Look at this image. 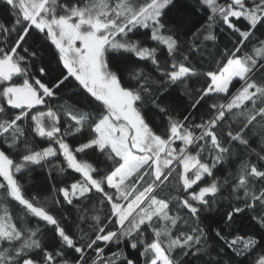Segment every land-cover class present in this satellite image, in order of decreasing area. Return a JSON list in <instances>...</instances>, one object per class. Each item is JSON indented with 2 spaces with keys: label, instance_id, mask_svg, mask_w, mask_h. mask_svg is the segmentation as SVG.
Returning <instances> with one entry per match:
<instances>
[{
  "label": "snow or ice",
  "instance_id": "1",
  "mask_svg": "<svg viewBox=\"0 0 264 264\" xmlns=\"http://www.w3.org/2000/svg\"><path fill=\"white\" fill-rule=\"evenodd\" d=\"M202 3L211 10L212 15L208 16V20L215 23L219 18L220 22L237 34L239 45H246L255 35L256 29L264 27V0H230L225 4H220L217 0H202ZM0 4L15 17L11 29L0 23V135L4 136L9 149H18V138L23 137L25 140V154L21 157V163H15L4 150H0V212L3 213L0 215V245H7L0 247V264H57V258L66 256L69 250H74V259H61L60 264H137L133 259L126 255L120 256L117 252L108 257L104 255L105 249L100 246V242L118 244L124 238L130 240L132 249L143 246L140 255L144 258V264H174L171 253L177 248L183 251L195 247L196 253L201 252L202 249L197 246L202 243L205 233L198 226L193 227L191 233L180 232L173 236V229L178 226L182 217L178 214L169 215L170 203L176 204L177 213L187 209L191 216H198L201 206H209L210 202L206 197H215L218 193L219 185L215 180L204 187H200L199 182H202L205 174L212 176L216 164L232 151L230 147L224 146L216 132L229 114L232 121L240 125L234 132L227 131L229 144L238 143L247 147L249 129H259L262 133L261 143L264 144V40L253 45L251 54L243 47L234 45L232 50L225 51L221 61L216 62L218 66L215 69L210 68L203 73L207 86L196 90L199 99L193 102L194 109L210 95L219 97L224 94L227 97L233 83H239L240 87L227 103L209 105L210 118L194 125L202 130L201 134L194 135L191 130L193 126L186 127L183 121L171 120L165 139L150 127L142 108L146 104L145 97L151 96L152 104L161 112L166 111L160 106V96H153L152 84L158 81H150L141 69L130 72L128 83L125 84L120 75L121 67L112 65L107 57L110 53H131L139 60H150L162 77L173 85L183 78L195 75V69L185 66L183 62L178 64L174 59L171 70H166L158 61L156 48L143 47L141 41L134 40L129 35L141 28H151V40L160 46H166L168 56L174 58L179 48L180 33L185 29L191 30L185 23L191 17L187 13H180L181 18L169 30L172 34L163 33V17L178 7V0H77V3L71 5L61 3L60 0H0ZM195 11L191 9L192 13ZM232 18H242L246 27H238ZM200 32L201 29H197L192 33L193 38ZM34 33L46 42L50 41L55 49L53 57L57 67L62 65L59 75L52 76L47 82H44V77L50 74L47 67L39 68L40 76L37 78L22 66L26 57L18 54V49ZM205 39L214 40L215 36L206 35ZM9 40L13 42L9 44ZM28 51V48H24L25 53ZM242 51L245 54L238 55ZM35 55L34 51L30 53L31 57ZM184 60H188V57L185 56ZM14 78H22V83H16ZM73 80L76 84L72 86L81 88L82 94H86L85 101L93 107H81L76 111L70 107L65 108V117L73 123L64 133H61L58 126L59 116L51 107L47 111L36 110L34 114L26 111L46 104L47 98L53 97L60 88L71 84ZM3 102H6L7 109ZM246 102H250L251 107ZM10 110L19 112L11 113ZM29 115L35 135L49 141V146L40 151L33 150L27 140L25 128L19 123L27 120ZM187 119L185 117V121ZM85 130L91 138L79 144L75 151L96 148L107 153L113 164L111 170L100 179L93 177L94 169L90 164L77 160L63 138L66 135H72L73 138L76 135L82 136ZM9 132L11 143H8ZM208 138L214 151L211 165L200 159L204 145H197V141L207 142ZM52 141L59 145L58 149L51 146ZM176 141L183 145L178 152L173 147ZM189 146L199 148L195 155L188 151ZM58 152L62 154L67 167L83 178L82 181L71 183L70 190L59 189L64 200L72 204L71 197H76L77 194L81 198L91 199L86 194L95 189V193L102 194L103 206L109 209L105 220L112 228L104 226L98 215L92 217L96 224L89 226L92 233L88 236L89 242L79 246L54 215L50 214V210L37 206L26 198L18 179V175L28 165H40L48 158L56 157ZM259 159L264 161V155ZM174 161L182 169L178 173V179L184 195L170 200L157 198L154 189L166 187L165 182L177 172L176 167H170ZM248 176L261 184L259 192L250 186ZM146 177L151 178L150 182H147ZM126 181L129 183L126 184ZM193 186L199 190L196 191ZM237 190H243L244 196H237V199L242 200L245 207H234L228 213L229 226L234 222L235 214L242 213L245 209L254 213L257 207L264 210V171L255 165L249 171V165L244 163L239 179L233 186V193ZM9 198L18 202L24 213L19 217L20 226L13 223L12 216L8 214ZM31 199L34 201L36 197ZM214 202L213 199L212 203ZM255 202H259L258 205ZM29 217L38 218V224L45 222V227L52 226L66 248L54 254L43 249L38 238L41 230L28 225ZM252 219H258L261 228H264V211L259 216L253 215ZM154 220L162 222L161 226L154 227ZM216 235L224 239L238 257L251 255L259 248L258 258L250 261V264H264V246H261L259 239L236 235L229 240L220 231ZM150 236L153 238L149 242ZM89 250L95 252L91 259L86 255ZM37 251H43L40 260L34 259L32 255ZM215 264H219V261Z\"/></svg>",
  "mask_w": 264,
  "mask_h": 264
},
{
  "label": "trees",
  "instance_id": "2",
  "mask_svg": "<svg viewBox=\"0 0 264 264\" xmlns=\"http://www.w3.org/2000/svg\"><path fill=\"white\" fill-rule=\"evenodd\" d=\"M61 3H67L69 5L77 3V0H60ZM83 2V0H80ZM220 4L230 2V0H217ZM191 9H195V13L191 12ZM180 13H187L191 18L186 19L185 23L190 26V31L185 29L179 35V48L176 50L175 56L169 57L166 46H160L157 42L151 40V28L139 29L134 34H129L132 39L141 41V46L148 48H156L157 58L159 63L164 66L166 70H171L170 66L173 59L179 64L183 62L185 66L191 67L196 70L195 75H190L183 78L181 82L171 84L162 77L161 73L158 72L150 60H139L134 54H119L110 53L108 59L114 66H120L122 71L120 73L122 80L125 84L128 83L130 72H137L143 70L144 73L150 78V81H158L156 84H152L153 96H160V106L165 108V112H161L152 104L151 96H146V104L142 106L143 112L146 116V120L149 123L153 131L161 135L162 138H167L168 129L170 127V121H183L185 126H193L191 130L194 135L199 136L201 129L194 127L196 124H201L203 121L209 119V105L212 103H227L228 99L231 98L232 94L236 93V90L240 87L239 83H233L231 85L230 93L227 97L224 94H220L217 97L215 94L210 95L204 99L199 106L195 109L192 107L193 102L199 99L196 95V90H202L207 85L205 84L204 72L210 68L215 69L217 61H221L223 54L226 50H232L233 46L243 47L249 54L252 53L253 45H258L259 41L264 40V27H258L255 31V35L251 41L246 45H239L237 43V34L229 29L227 25L220 22L219 18L215 23L208 20V16L212 15L211 10L208 9L202 0H178V7L169 11L164 17L165 29L164 34H172L169 30L173 29L177 21L181 18ZM232 21L240 28L246 27V22L240 18H232ZM15 22V17L12 13L2 4H0V23L6 25L9 29L12 28ZM211 24V26H209ZM197 29H201L200 34L193 38L192 33L196 32ZM206 35L215 36L214 40H206ZM35 36V39H34ZM175 38V37H174ZM14 39V38H13ZM13 40H9L11 44ZM24 48H28V52H24ZM35 52L34 57L30 56L31 52ZM55 52L54 46L50 45V41L46 42L42 37L29 36L27 43L18 49V54L26 57V60L22 62V66L28 68L31 75L39 78V68L45 66L50 70V74L44 77V82L51 79L52 76L59 75L60 68L57 67L56 59L53 57ZM244 51L238 53L243 56ZM187 56L188 60H184ZM259 59V58H257ZM222 66V65H220ZM123 69H129L124 71ZM66 71V70H65ZM16 83H22V78H14ZM34 83V81H31ZM11 83V82H8ZM76 84L73 80L71 84L60 88L53 97L46 99V104L38 105L35 109L26 110L30 114H34L36 110L47 111L48 107H51L57 112L59 116V127L61 133H64L69 125L73 122L68 121L64 115L65 108H71L73 111L79 110L81 107L85 109H91L93 106L88 105L84 99L86 94H82L83 90L79 87H73ZM251 107L250 102H246ZM3 106L7 109L6 102H3ZM238 111V110H233ZM11 113H18L19 110H10ZM185 117L188 119L185 121ZM46 119V118H45ZM25 128L27 134V140L30 142V146L33 150L40 151L45 147L49 146L47 138H41L32 131L31 115L28 119L19 122ZM239 123L232 121V117L229 114L228 118L221 124L216 132L221 139V142L226 147L232 149L231 153L226 156L219 164L213 168V175L205 176L202 178V182H199L200 187L209 186L214 180L219 185V191L215 197L209 195L206 199L209 200V206H201V210L198 216H191L187 209H183L177 213L176 204L170 203L169 215H180L181 221L178 222V226L173 229V236L179 235L180 232L191 233L193 227H199L204 230L205 236L202 243L197 247L202 249L201 252L196 253L195 247L192 249H185L181 251L179 248L171 253V258L174 264H215L219 261V264H250V261L257 259L260 249L257 248L251 255L244 254L237 256L232 249L228 247L224 239H221L216 235L217 231L221 232L223 237L232 239L236 235H240L244 238L252 236L260 240L261 246H264V228H261L259 220H253V215L259 216L261 211H264L257 207V211L254 213L250 210L245 209L244 212L235 214L234 222L229 226L228 213L233 210L234 207L244 208L242 200H238L237 196L243 197V190H237L233 193V186L239 179V173L241 166L244 163L249 165H255L259 170L264 171V161L260 160L259 157L264 155V144L261 143L262 133L259 129L248 130L249 145L247 147L239 145L238 143L229 144L227 139V131L232 130L233 132L239 127ZM255 133V134H254ZM8 143H11V132L8 134ZM59 135V134H58ZM65 142L70 145L74 155L80 162L90 164L94 171L92 173L94 178L100 179L104 177L109 170L113 167L112 161L108 159L107 153H102L96 148L86 149L83 152H76V147L86 142L91 137L87 130L84 131L83 135H76L73 138L72 135L63 136ZM4 136L0 135V150H4L15 163H21V157L23 149L25 147V140L23 137L18 138V149H9L4 142ZM203 144L204 149L201 152L200 159L202 162L212 164V155L214 151L211 149L210 138L206 141H197V145ZM51 146L58 149L59 145L55 141L51 142ZM177 152L180 147H183L180 141H176L173 144ZM199 150L196 146H189L188 151L195 155ZM252 150H255L254 152ZM174 161L170 167H176L177 172L169 177V181H166V187H162L161 190H155L157 198H164L170 200L177 196L183 197L182 184L178 179L179 171H182L179 164ZM63 169V171H61ZM167 170H165L166 172ZM191 175V173H189ZM19 182L22 185V193L26 198L30 199L37 206H42L50 210V214L59 221L62 227L65 228L66 232L76 241L79 246L81 243H87L88 236L91 235L90 225L96 224V221L92 219L94 216H99L100 220L104 222V226L112 228L111 225L105 220V215L108 213V208L104 207L101 203L102 194L95 193V189H92L86 196H91V199L81 198L77 194L73 199L72 204H68L64 200L63 195L59 192L60 188H69L73 182L82 181L80 174L67 167V163L64 160L62 154L57 153L56 157L48 158L47 161L42 162L40 165H28L26 170L22 171V174L18 175ZM250 186L254 187L259 192L261 184L251 176L247 177ZM147 182H150L151 178L146 177ZM2 181V178H0ZM227 181V182H226ZM126 184L129 182L126 181ZM146 186V185H145ZM107 190L106 182L104 184ZM196 191L198 187L193 186ZM114 191V190H109ZM35 196L36 199L33 201L31 198ZM213 199L215 200L212 203ZM251 202V201H249ZM194 204L196 202H193ZM257 205L259 202H255ZM8 214L12 216L13 223L20 226L19 217L24 213L21 212V206L18 202L11 201L9 198ZM110 207V206H109ZM3 213L0 212V215ZM38 218H28V225L31 228L39 227L41 234L39 239L43 244V249L52 252L53 254L61 249L66 248L65 245L59 240V237L55 234L52 226L45 227V222H39ZM162 222L154 220V227H160ZM114 230V229H112ZM151 230H149L150 232ZM83 237V240L81 239ZM139 240L140 237H134ZM149 237V242L151 241ZM100 246L105 249L104 255L110 256L112 253L117 252L120 256H128L137 262V264H144V258L141 257L140 252L143 250L141 245L138 249H132L130 247V240L128 238L121 239L117 243L104 244L100 242ZM166 246V241H165ZM0 247H7L6 244L0 245ZM185 252L187 254L185 255ZM33 258L40 260L43 257V251L34 252ZM74 250H69L67 255L61 258H57V264H60L61 259L73 260ZM89 259L95 256V252L89 250L86 253Z\"/></svg>",
  "mask_w": 264,
  "mask_h": 264
},
{
  "label": "rangeland",
  "instance_id": "3",
  "mask_svg": "<svg viewBox=\"0 0 264 264\" xmlns=\"http://www.w3.org/2000/svg\"><path fill=\"white\" fill-rule=\"evenodd\" d=\"M77 45H78V42H77ZM176 163V162H175Z\"/></svg>",
  "mask_w": 264,
  "mask_h": 264
}]
</instances>
